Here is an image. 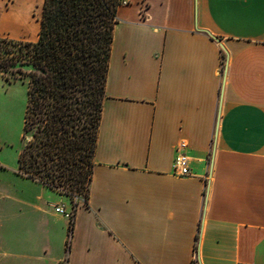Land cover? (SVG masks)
I'll return each instance as SVG.
<instances>
[{
	"label": "crops",
	"instance_id": "obj_1",
	"mask_svg": "<svg viewBox=\"0 0 264 264\" xmlns=\"http://www.w3.org/2000/svg\"><path fill=\"white\" fill-rule=\"evenodd\" d=\"M40 3L0 0V39L35 43ZM93 163L70 236L0 195V264H264V0H122Z\"/></svg>",
	"mask_w": 264,
	"mask_h": 264
},
{
	"label": "trees",
	"instance_id": "obj_2",
	"mask_svg": "<svg viewBox=\"0 0 264 264\" xmlns=\"http://www.w3.org/2000/svg\"><path fill=\"white\" fill-rule=\"evenodd\" d=\"M122 0H42L37 41L0 39V74L26 85L17 174L87 205ZM11 79L5 78L7 82ZM78 202L72 203L75 212ZM72 232L69 222L68 235Z\"/></svg>",
	"mask_w": 264,
	"mask_h": 264
},
{
	"label": "rangeland",
	"instance_id": "obj_3",
	"mask_svg": "<svg viewBox=\"0 0 264 264\" xmlns=\"http://www.w3.org/2000/svg\"><path fill=\"white\" fill-rule=\"evenodd\" d=\"M39 9V10H38ZM38 9H34L36 15L40 16L41 3ZM11 79L7 73L0 74V195L12 200L21 197L26 200L40 195L44 201L54 202L58 200L66 205L67 210L71 211L72 203L80 202L83 196L77 195L73 199L64 196V202L60 201L61 194L43 188L40 184L21 178L17 174V156L21 150L24 141L21 139L23 132V117L27 101L26 85L19 80ZM38 183V182H37ZM47 198H52L50 201ZM9 203V202H8ZM46 208L47 206L43 204ZM19 206H12L11 209H18ZM22 208V207H21ZM30 235V231L24 233V236Z\"/></svg>",
	"mask_w": 264,
	"mask_h": 264
},
{
	"label": "built area",
	"instance_id": "obj_4",
	"mask_svg": "<svg viewBox=\"0 0 264 264\" xmlns=\"http://www.w3.org/2000/svg\"><path fill=\"white\" fill-rule=\"evenodd\" d=\"M173 173L179 177L190 176L191 172L189 170V158L187 155V143L183 140L179 141L174 149V157L172 162ZM55 212L67 219L72 220L74 211L71 209H65L64 205H58L55 208ZM192 264H196L195 258L192 260Z\"/></svg>",
	"mask_w": 264,
	"mask_h": 264
}]
</instances>
